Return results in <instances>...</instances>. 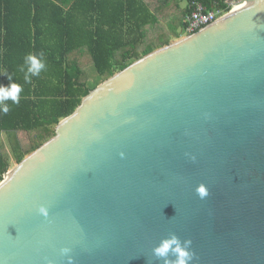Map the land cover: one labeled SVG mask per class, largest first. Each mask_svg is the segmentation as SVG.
Returning <instances> with one entry per match:
<instances>
[{
  "label": "water",
  "instance_id": "95a60500",
  "mask_svg": "<svg viewBox=\"0 0 264 264\" xmlns=\"http://www.w3.org/2000/svg\"><path fill=\"white\" fill-rule=\"evenodd\" d=\"M243 2L105 79L3 174L0 264H165L170 233L194 264H264V0Z\"/></svg>",
  "mask_w": 264,
  "mask_h": 264
},
{
  "label": "trees",
  "instance_id": "16d2710c",
  "mask_svg": "<svg viewBox=\"0 0 264 264\" xmlns=\"http://www.w3.org/2000/svg\"><path fill=\"white\" fill-rule=\"evenodd\" d=\"M0 0V85L22 86L19 105L0 114V136L25 132L29 147L17 138L11 147L19 163L55 135L95 87L84 69L92 65L106 79L133 61L178 39L191 13L185 0ZM208 11H229L226 0H200ZM45 53L46 67L30 84L19 71L24 57ZM0 145V181L10 167Z\"/></svg>",
  "mask_w": 264,
  "mask_h": 264
},
{
  "label": "clouds",
  "instance_id": "9594fccd",
  "mask_svg": "<svg viewBox=\"0 0 264 264\" xmlns=\"http://www.w3.org/2000/svg\"><path fill=\"white\" fill-rule=\"evenodd\" d=\"M45 53L41 52L38 55L29 53L24 57V63L20 66L19 71L24 74L23 79L26 84L32 82L33 77H38L46 67L44 60ZM9 83L7 85H0V114L7 115L11 111L12 105H19L20 94L22 86L17 83H12V77L7 76ZM123 158V153L120 154ZM188 155V154H186ZM189 159L194 163L196 157L190 155ZM196 196L204 200L208 197L209 192L206 185L199 184L195 189ZM39 215L47 218V207L40 205L37 208ZM70 250L68 248L61 249V252L67 254ZM152 254L157 259H164L165 264H194L196 259L194 251H192V241L190 239L181 240L174 233H170V238L161 241L158 247H154ZM174 257V259H172ZM67 264H74L72 257L67 258Z\"/></svg>",
  "mask_w": 264,
  "mask_h": 264
},
{
  "label": "rangeland",
  "instance_id": "374dc122",
  "mask_svg": "<svg viewBox=\"0 0 264 264\" xmlns=\"http://www.w3.org/2000/svg\"><path fill=\"white\" fill-rule=\"evenodd\" d=\"M181 5H185V0L181 2ZM178 34L180 35V38L186 36L184 29H182L181 27H178ZM84 72L86 74L87 84L89 87H95L106 79V76H99L92 65L87 66L84 69ZM14 138H17L23 150H26L29 147V138L25 132H17L15 134H7L5 132L0 136V145H2L3 148L8 152L7 154L10 158V167L8 170L12 169L16 165L15 159L13 158L11 152V147L15 140Z\"/></svg>",
  "mask_w": 264,
  "mask_h": 264
},
{
  "label": "built area",
  "instance_id": "2783aa9c",
  "mask_svg": "<svg viewBox=\"0 0 264 264\" xmlns=\"http://www.w3.org/2000/svg\"><path fill=\"white\" fill-rule=\"evenodd\" d=\"M229 7V11L234 8L232 2H225ZM189 8L191 9L190 15L186 18V26H185V33L186 35H190L197 30L209 25L210 23L214 22L220 15L219 11H208L206 10L205 6L201 3L200 0H190L189 1Z\"/></svg>",
  "mask_w": 264,
  "mask_h": 264
},
{
  "label": "bare ground",
  "instance_id": "6f19581e",
  "mask_svg": "<svg viewBox=\"0 0 264 264\" xmlns=\"http://www.w3.org/2000/svg\"><path fill=\"white\" fill-rule=\"evenodd\" d=\"M246 3H240V4H235L234 5V8H233V11H236V10H239V9H242L243 7H245Z\"/></svg>",
  "mask_w": 264,
  "mask_h": 264
},
{
  "label": "crops",
  "instance_id": "0c3cea01",
  "mask_svg": "<svg viewBox=\"0 0 264 264\" xmlns=\"http://www.w3.org/2000/svg\"><path fill=\"white\" fill-rule=\"evenodd\" d=\"M226 1H228V2L230 3V2H232V1L234 2L235 0H226ZM226 1H225V2H226ZM181 6H182V5H181ZM185 6H186V5H185ZM185 6H183V7H185ZM179 38H180V37H179ZM179 38H178V39H179ZM181 38H182V37H181ZM175 40H177V39H174V38H173V39L171 40V42H173V41H175Z\"/></svg>",
  "mask_w": 264,
  "mask_h": 264
}]
</instances>
